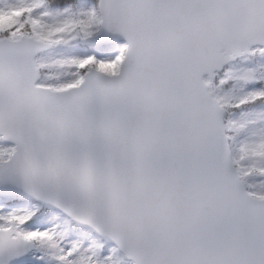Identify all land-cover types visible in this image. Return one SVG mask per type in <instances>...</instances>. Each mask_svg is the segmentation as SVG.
Returning a JSON list of instances; mask_svg holds the SVG:
<instances>
[{"label": "snow or ice", "instance_id": "6c2138e0", "mask_svg": "<svg viewBox=\"0 0 264 264\" xmlns=\"http://www.w3.org/2000/svg\"><path fill=\"white\" fill-rule=\"evenodd\" d=\"M0 264H264V0H0Z\"/></svg>", "mask_w": 264, "mask_h": 264}]
</instances>
